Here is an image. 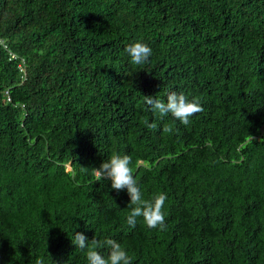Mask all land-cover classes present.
Returning a JSON list of instances; mask_svg holds the SVG:
<instances>
[{
  "label": "trees",
  "instance_id": "1",
  "mask_svg": "<svg viewBox=\"0 0 264 264\" xmlns=\"http://www.w3.org/2000/svg\"><path fill=\"white\" fill-rule=\"evenodd\" d=\"M0 37L26 61L0 46V264H88L75 232L132 264H264V0H0ZM169 91L203 111L159 118ZM114 152L167 194L164 230L95 181Z\"/></svg>",
  "mask_w": 264,
  "mask_h": 264
},
{
  "label": "clouds",
  "instance_id": "2",
  "mask_svg": "<svg viewBox=\"0 0 264 264\" xmlns=\"http://www.w3.org/2000/svg\"><path fill=\"white\" fill-rule=\"evenodd\" d=\"M125 51L129 55L131 62L136 65L147 63L152 55L151 47L142 40L130 43L126 46ZM144 99L150 110L159 114V118L162 119L170 113L185 126L190 123L189 117L203 111L199 97L190 99L183 92L169 91L166 102L153 96H144ZM145 123L150 130H157L158 128L155 121L151 123L145 121ZM163 131L168 133L172 131V128L166 126ZM131 165L132 157L130 155L114 152L108 160L101 163L99 168H94L95 181L110 180L111 187L117 193L124 189L127 190L130 201L127 206L129 212L126 222L129 227L134 228L137 218L143 217L147 227L164 230L166 228L164 205L167 200V194L159 192L152 199H145ZM81 171H87V168L81 166ZM71 238L77 248L87 250L88 264H132V256L120 243L113 239L105 241V244L110 248L109 254L105 257L101 251L97 250L94 238L91 239V244L89 243V238L83 232H75ZM35 264H45V260L38 258Z\"/></svg>",
  "mask_w": 264,
  "mask_h": 264
},
{
  "label": "built area",
  "instance_id": "3",
  "mask_svg": "<svg viewBox=\"0 0 264 264\" xmlns=\"http://www.w3.org/2000/svg\"><path fill=\"white\" fill-rule=\"evenodd\" d=\"M0 46H2L3 48L7 49L8 52V59L9 60H13L15 61L16 67L19 70V72L21 73V79L25 80L26 79V61L24 58H19L15 52H13L7 42H5V40L0 37Z\"/></svg>",
  "mask_w": 264,
  "mask_h": 264
}]
</instances>
